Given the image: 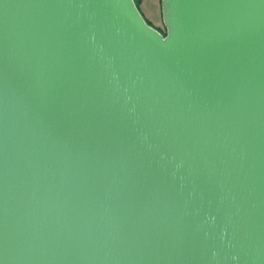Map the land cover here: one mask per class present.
Masks as SVG:
<instances>
[{
	"label": "water",
	"instance_id": "95a60500",
	"mask_svg": "<svg viewBox=\"0 0 264 264\" xmlns=\"http://www.w3.org/2000/svg\"><path fill=\"white\" fill-rule=\"evenodd\" d=\"M0 0V264H264V0Z\"/></svg>",
	"mask_w": 264,
	"mask_h": 264
},
{
	"label": "rangeland",
	"instance_id": "374dc122",
	"mask_svg": "<svg viewBox=\"0 0 264 264\" xmlns=\"http://www.w3.org/2000/svg\"><path fill=\"white\" fill-rule=\"evenodd\" d=\"M138 7L146 21L151 26L164 31V24L161 14V0H136Z\"/></svg>",
	"mask_w": 264,
	"mask_h": 264
},
{
	"label": "trees",
	"instance_id": "16d2710c",
	"mask_svg": "<svg viewBox=\"0 0 264 264\" xmlns=\"http://www.w3.org/2000/svg\"><path fill=\"white\" fill-rule=\"evenodd\" d=\"M135 1V3H136V5H137V7H138V3L136 2V0H134ZM138 9H139V7H138ZM139 11H140V9H139ZM141 12V11H140ZM142 14V13H141ZM146 20V19H145ZM148 24H150L148 21H146ZM151 25V24H150ZM157 30H159V29H157ZM162 34H165V28H164V31H161V30H159Z\"/></svg>",
	"mask_w": 264,
	"mask_h": 264
}]
</instances>
